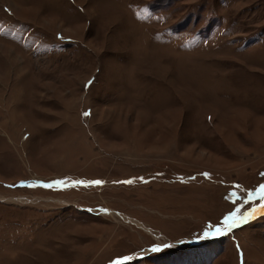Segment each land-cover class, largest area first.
<instances>
[{"label":"rangeland","instance_id":"obj_1","mask_svg":"<svg viewBox=\"0 0 264 264\" xmlns=\"http://www.w3.org/2000/svg\"><path fill=\"white\" fill-rule=\"evenodd\" d=\"M262 185L264 0H0V264H264Z\"/></svg>","mask_w":264,"mask_h":264},{"label":"snow or ice","instance_id":"obj_2","mask_svg":"<svg viewBox=\"0 0 264 264\" xmlns=\"http://www.w3.org/2000/svg\"><path fill=\"white\" fill-rule=\"evenodd\" d=\"M85 115H88V113H85ZM132 181H127V183H131ZM79 183V182H77ZM96 184L101 183L100 181H96ZM45 187H51V185H44ZM257 195L260 197H264V185L261 186V188L258 190ZM262 208H264V205H261ZM250 218H253V214L249 213L248 215L238 218L235 213H233L230 216H227L223 220V229L220 227H216L214 230L205 231L202 236H200V239L215 237L224 235L227 231H230L232 228L240 226L242 223H247ZM167 247V245H165ZM152 251H159V248H153ZM125 260L130 259L129 257H125ZM116 264H119V262H116Z\"/></svg>","mask_w":264,"mask_h":264}]
</instances>
